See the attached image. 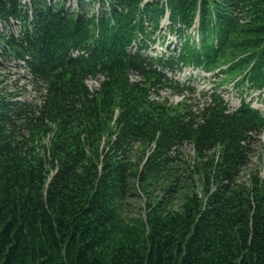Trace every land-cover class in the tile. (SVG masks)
Masks as SVG:
<instances>
[{
  "label": "trees",
  "instance_id": "trees-1",
  "mask_svg": "<svg viewBox=\"0 0 264 264\" xmlns=\"http://www.w3.org/2000/svg\"><path fill=\"white\" fill-rule=\"evenodd\" d=\"M0 59L40 94H0V264H264V116L162 95L183 66L264 87V0H0Z\"/></svg>",
  "mask_w": 264,
  "mask_h": 264
},
{
  "label": "rangeland",
  "instance_id": "rangeland-1",
  "mask_svg": "<svg viewBox=\"0 0 264 264\" xmlns=\"http://www.w3.org/2000/svg\"><path fill=\"white\" fill-rule=\"evenodd\" d=\"M74 4V3H73ZM75 5V4H74ZM166 16L162 19V27L166 25ZM165 37L164 43H161L162 38ZM156 41L149 43V51L151 54L166 53L169 54L171 50L176 49L175 36L168 33L166 29L158 31L155 34ZM216 70L211 73H204L200 68L192 66H183L182 70L175 68L172 72H168V77L174 79L182 87L184 85L190 86L193 89L192 94L184 92L182 94L173 92L171 89L165 90L162 95L168 98L169 102H178L184 98L185 95L190 97L191 101L203 106L205 101H209L210 94L213 91L221 94L228 108L232 110L241 102L249 103L253 108L259 110L264 115V87L255 88L250 84L243 83L241 76L235 73H228L221 75ZM90 90L98 87L96 80H89L87 83ZM0 94H11L15 99L20 101L32 102L40 97L35 88L26 80V72L17 67L14 62H8L0 59ZM263 144L262 137H256V141L252 144V151L250 152V162L244 167L240 173V182L248 179L251 172L259 171L262 175L263 165L261 159V146ZM177 158L180 164L188 162L193 158L194 153L190 144H185L177 153ZM139 197L132 198L125 205V214L128 218L145 217V197L138 191Z\"/></svg>",
  "mask_w": 264,
  "mask_h": 264
},
{
  "label": "built area",
  "instance_id": "built-area-1",
  "mask_svg": "<svg viewBox=\"0 0 264 264\" xmlns=\"http://www.w3.org/2000/svg\"><path fill=\"white\" fill-rule=\"evenodd\" d=\"M87 82H89V81H87Z\"/></svg>",
  "mask_w": 264,
  "mask_h": 264
}]
</instances>
